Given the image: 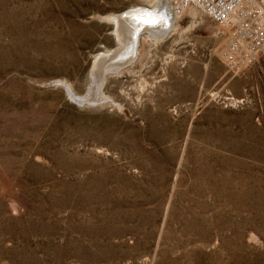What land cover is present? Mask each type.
Returning a JSON list of instances; mask_svg holds the SVG:
<instances>
[{"label": "rangeland", "instance_id": "374dc122", "mask_svg": "<svg viewBox=\"0 0 264 264\" xmlns=\"http://www.w3.org/2000/svg\"><path fill=\"white\" fill-rule=\"evenodd\" d=\"M152 3L0 0V264H264V54L188 10L90 75Z\"/></svg>", "mask_w": 264, "mask_h": 264}, {"label": "built area", "instance_id": "2783aa9c", "mask_svg": "<svg viewBox=\"0 0 264 264\" xmlns=\"http://www.w3.org/2000/svg\"><path fill=\"white\" fill-rule=\"evenodd\" d=\"M172 12L182 17L195 10L227 34L222 58L234 67L253 64L264 54V0H169Z\"/></svg>", "mask_w": 264, "mask_h": 264}, {"label": "bare ground", "instance_id": "6f19581e", "mask_svg": "<svg viewBox=\"0 0 264 264\" xmlns=\"http://www.w3.org/2000/svg\"><path fill=\"white\" fill-rule=\"evenodd\" d=\"M149 13L157 15L153 17ZM175 19L169 0H153L148 7L135 6L119 14L107 16L105 21L112 25L118 48L96 54L90 69L91 77L95 81H104L111 72H118L127 67L138 54L143 34L148 33L151 38L162 40L172 32ZM65 89L67 94L75 99L71 89L67 86ZM75 100L82 103V100Z\"/></svg>", "mask_w": 264, "mask_h": 264}, {"label": "snow or ice", "instance_id": "6c2138e0", "mask_svg": "<svg viewBox=\"0 0 264 264\" xmlns=\"http://www.w3.org/2000/svg\"><path fill=\"white\" fill-rule=\"evenodd\" d=\"M149 15L155 17L157 14H156V13H149ZM134 18H135V17H134ZM153 22H155V21H153Z\"/></svg>", "mask_w": 264, "mask_h": 264}, {"label": "water", "instance_id": "95a60500", "mask_svg": "<svg viewBox=\"0 0 264 264\" xmlns=\"http://www.w3.org/2000/svg\"><path fill=\"white\" fill-rule=\"evenodd\" d=\"M94 61V60H93Z\"/></svg>", "mask_w": 264, "mask_h": 264}]
</instances>
